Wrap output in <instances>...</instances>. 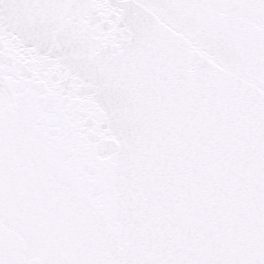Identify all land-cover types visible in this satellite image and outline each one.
<instances>
[{
	"label": "snow or ice",
	"instance_id": "6c2138e0",
	"mask_svg": "<svg viewBox=\"0 0 264 264\" xmlns=\"http://www.w3.org/2000/svg\"><path fill=\"white\" fill-rule=\"evenodd\" d=\"M0 264H264V0H0Z\"/></svg>",
	"mask_w": 264,
	"mask_h": 264
}]
</instances>
